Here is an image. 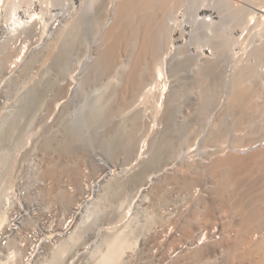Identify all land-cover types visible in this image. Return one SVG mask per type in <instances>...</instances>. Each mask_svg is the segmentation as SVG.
<instances>
[{
  "label": "rangeland",
  "instance_id": "374dc122",
  "mask_svg": "<svg viewBox=\"0 0 264 264\" xmlns=\"http://www.w3.org/2000/svg\"><path fill=\"white\" fill-rule=\"evenodd\" d=\"M15 2L17 17L28 21L30 15L35 14L44 25L36 18L37 23H28L17 32L12 30L11 40L4 47L14 48V44L28 47V53H24L16 68H9L15 58L14 49L11 50L13 55L8 54L7 64L1 63L0 57V210H3V204L7 206L12 200H18L22 193L33 199L32 192L43 190L46 179L41 175V166L48 164L58 172L54 190L59 187L61 190L75 189L70 183L74 181L75 173L81 176L84 184H89L91 215L81 227V231L85 230L84 235L75 246V249L88 251L87 255L84 252L81 255L87 261L92 254H96L98 260L101 258L105 251L103 238L109 235H123L128 243H133L132 248L124 250L120 263L131 264L128 261L136 257L134 254L143 245L144 252L147 251L146 243L191 245L199 232L206 233L207 230L213 232L216 239L227 236L233 240L237 233H244L242 218L235 205L243 195L255 198L262 189L261 180L250 183L241 173L243 175L236 177L239 180L233 179L226 199L222 197L224 204L218 199L215 205L207 192L215 184L214 176H197L199 170L209 165L214 152L223 155L233 151L246 156L264 147V57L255 53L262 43L264 22L259 15L249 20L250 15L244 11L236 15L233 2L249 12V6H253L252 12L264 14L256 11L260 7L246 0H180L176 4L166 20L171 54L165 81L169 93L170 89L176 88L178 95L169 118L162 120L166 109L163 103L153 120L149 117L141 119L142 115L132 118L135 108L139 110L137 105L132 106L134 110L132 107L122 110L120 115L110 112L112 102L117 100L111 95L114 81L112 76L101 71L97 60L98 52L104 47V30L114 22V2ZM260 6L264 9V3ZM240 14L243 15L237 18ZM60 34L61 42L58 40L57 43L55 39ZM37 54L40 57L34 56ZM34 57L38 59L31 62ZM206 62L212 64L216 77L204 74ZM237 66L254 68L256 79L252 87L256 92L252 98L259 107L252 120H245L241 125L236 122L237 110L227 111L226 108L231 92L230 78ZM207 85L211 94L206 92ZM110 127L114 128L113 132ZM216 130L221 132L217 139L213 138ZM246 134L251 136L252 142L239 139ZM62 141L63 145L60 144ZM66 147L71 151H65ZM152 157L148 174L150 178L154 177L151 191L145 192V197H135L137 188H127L123 184ZM101 167L103 175L108 174V177L98 184ZM186 172L193 178L181 187L179 179ZM173 177L176 179L172 180ZM108 181L111 184L118 182V185L104 187ZM55 192L50 196V203L44 204L45 210L47 216L57 213V218L64 220L73 212L80 197L77 195L72 210H63L56 202L58 194ZM21 203L30 205L29 200ZM261 205L264 206V202ZM11 210L13 206H7L8 213ZM192 212L196 213L195 224L200 228L181 238V220ZM260 228L259 232L249 236L256 239L264 233L263 225ZM96 236L97 243L94 242ZM94 243L96 252L89 246ZM222 246L209 257L210 262L203 258L201 263L242 264V247L231 248L223 243ZM229 251L235 254L232 259L228 256ZM188 257L182 264H193ZM79 260L76 264L86 261L79 263Z\"/></svg>",
  "mask_w": 264,
  "mask_h": 264
},
{
  "label": "bare ground",
  "instance_id": "6f19581e",
  "mask_svg": "<svg viewBox=\"0 0 264 264\" xmlns=\"http://www.w3.org/2000/svg\"><path fill=\"white\" fill-rule=\"evenodd\" d=\"M179 1L180 0H110V3L114 2V22L110 23L112 24H109L110 26L107 25L108 28L106 27L107 29L104 30L102 39L104 41V47L102 50L100 49V52H98L97 66L103 73L112 76V81H114L111 95L113 100L117 99V103L116 101L114 102V104L116 103L114 107L112 102L111 106L113 107L110 109L112 114H119L122 110L125 109L126 111V108L128 109L137 105L139 108V110L137 109L138 111H136L137 107L135 110L132 107V110H134L133 112H135V116L133 115V112L131 113V115L134 116L132 118H137L138 115L139 117L142 115L141 119L144 117H149V119L154 120L158 114V108H160L164 103L166 109L164 112V119L162 120H167L169 118L175 98L178 95H176V93L178 92L176 88H172L170 89L169 93V87H167L168 85L165 81V75L169 69L168 59L171 54V46L169 47V45H171V39L166 20L167 16L171 13ZM246 1L256 7L259 6L260 10L262 9L260 4L264 3V0ZM15 3V0H0V30L2 34L1 37L3 39L0 46V53H2L0 55L2 58L1 63L7 62V59L10 56L8 54H12L13 52L11 50L14 49V52H16L15 54L13 53L15 58L13 57L14 59L12 63H10L11 66L9 65V68L12 70L17 67V64L20 63L19 61H21L22 57H24V53L27 50L25 51V49H23L24 47H19L16 49L17 46L15 44L14 48H12L10 45L9 48H6L11 40V33H13V31L17 32V30L21 29L22 27L24 28V26H27L28 23H37L35 22L36 18L39 20L38 23H43V21L41 22V19L38 16L35 17V14H31L28 21L17 17V5ZM233 5L236 15L240 13V11H242V13L244 11L247 13V16L250 15L249 20L255 19V13L252 12V10L249 12L247 8L240 6L235 2H233ZM242 15L240 14V16H237V18H240ZM262 20L264 22V18ZM254 26L255 25L253 24V27ZM61 34L55 39L57 40V43L61 38ZM261 34L263 36L262 43L255 49V53L260 57H264V29H262ZM55 40H53V43L56 44ZM11 45H13V43ZM55 53H57V51ZM34 56L40 57L39 54ZM37 59V57H34L32 58L31 62ZM205 64L206 65L203 66V72H205L204 74H206L208 77H216V71L212 64L208 62ZM253 69L249 66H237L233 73L232 79L230 78V83L228 82L231 87V92L228 93L229 95L226 101V108L227 111L237 110L236 122L240 125L243 124L245 120H252L251 118L253 117L254 113L259 110L258 105L252 98L254 92H256L252 87V82H254V79H256V73L254 74L255 70ZM208 86L209 85L205 87L207 89L206 92L207 94H211L209 90L210 88H208ZM139 106H143L144 109L140 108ZM145 112L147 114H145ZM122 113L123 112L120 114ZM112 129L110 130L113 132L114 128ZM218 131L219 130H216L214 132L213 138L217 139L220 137L219 135L221 132ZM246 136L238 137L239 139L246 138L248 141L252 142V139H250L251 136L248 134H246ZM63 143L64 142L62 141L60 144L63 145ZM67 143L71 145L70 141ZM248 144L251 145L252 143L249 142ZM154 146L155 145H153V147ZM60 147L64 148V146L61 145ZM67 148L68 147H66V149ZM66 149L64 150L71 151L69 148L67 150ZM218 154H220V152H214L211 154L213 155V158H211L209 165L203 167L202 170H199L197 176H205L206 174H210L212 177L214 176L215 184L210 189V191H207L209 192V199L211 203L215 204L218 199H221L223 203V199H226L225 197H227V192L229 191V186L232 184L233 179H237L236 177L239 178L240 175L243 174H245L244 176L246 181L248 180L250 183L252 181L261 180L260 182L262 189L255 198L243 195V197H241L242 199L238 200L239 202H237L235 205L242 218L241 225H243L245 230L244 233H237L236 236H234L235 238L230 240L227 236L216 239L214 233L210 232L209 230H207L206 233L201 231L198 234L196 233L197 237L194 238L195 240L191 241V245L188 244L187 250H189V252H186V255L189 253L188 258L189 260L192 259L191 261L193 264H202L201 261H204L203 258H206L205 261L210 262L209 257L215 254L217 251H220L223 247V243V245H227L228 247L231 246V248H237L238 246L243 248V251L241 252L242 264H257L256 262L259 264H264V233L260 234V236H257L256 239H252L249 236L253 232H259L261 229L260 226L262 227L263 225L264 227V206H259L264 202V147H260V149L254 153L246 156H243L244 153H242V156H240L237 152L233 151L229 153L227 152L223 155ZM153 158L154 157L143 162L140 171H137L127 183L125 182V184H123V186L126 185L127 188H137L135 197H145L147 195L146 193H150L151 191L150 188L153 184L154 177L150 178L148 174L153 163ZM41 167V175L44 179H46V185L44 186V189L36 192L32 190L34 191L32 192L33 199H29L30 195L27 193H23L22 196V200H24L21 202L29 200L30 205L26 206L21 202H14L16 200L15 199L14 201L12 200V202L7 204V206H13V210H11L9 213L7 211L6 204H3V210H0V264H76L77 260L79 259V255L81 256L83 252L85 255L88 254V251H84L85 249H75V246L83 237L82 235H84L82 233H84L85 230L81 231V227L84 226L86 222H88L90 219L89 216L91 215L92 207L90 206V203L85 202L86 198L92 197L91 194L87 192V187L89 184H84V180L81 179V176L78 173H75L73 175L74 181H70V183L74 185L75 189L72 188L73 190H61L59 187L54 190L55 188H53V186L55 180L58 178L57 170L48 164L42 165ZM99 171L100 173L97 175V178L101 177V179H98V184L105 180L103 178L108 175H103L102 172L104 169L102 167L99 168ZM189 172H186L185 174L187 175L185 176L184 174V177L179 179V183H182L181 187H185L190 181L188 179L193 178L188 174ZM253 174L256 175L252 176ZM171 179L174 180L176 177ZM163 181H165V179ZM116 183L118 185V182ZM105 184L104 187L107 188L110 185L116 186L114 183H109V181L107 185ZM37 187L40 188L39 185H37ZM53 192L58 194L56 202L61 205L60 208L63 210H68L69 208L72 210L73 205L78 197L77 195H79L80 198L78 201L79 204L75 203V207L80 205V201H83L80 212L81 216L74 222L72 225L73 229L67 237H62L64 232L63 230L67 222V217L64 220L61 218L58 219L57 213H53L54 210H52L53 214L47 216V211L45 210L47 207H45L44 204L50 203V196H52ZM205 197H207V195ZM222 197L224 198L222 199ZM36 205H40V207L35 208L34 206ZM196 216V213L192 212V215L181 220V238L190 235L194 229H198L199 225L195 224ZM29 235L31 238H36L37 236L39 237L33 241L30 239ZM122 236L123 235L115 234L113 237L109 235L106 237V239L103 238L105 251L101 254L102 256L99 260H92L94 254H92L93 257L91 255V257L88 256V261L85 258L83 260H86V264H88V262L89 264H120L123 260L125 253L124 250L130 249L131 246L133 247V243H128L126 241L127 239L125 240ZM247 237H249V239ZM224 241L226 244H224ZM82 244L85 245V243ZM160 244L164 243H158L156 245ZM83 247L85 248L86 246ZM71 250L73 251L71 252ZM80 250L82 252H80ZM228 254L229 258L231 257V259L232 256L235 255L233 251H229ZM182 258H184V256H182ZM89 260H92V262L90 263ZM203 264H206V262Z\"/></svg>",
  "mask_w": 264,
  "mask_h": 264
},
{
  "label": "built area",
  "instance_id": "2783aa9c",
  "mask_svg": "<svg viewBox=\"0 0 264 264\" xmlns=\"http://www.w3.org/2000/svg\"><path fill=\"white\" fill-rule=\"evenodd\" d=\"M249 7H250L249 10H251V8H253V6H249ZM256 11H260V13H264V9H261V10L257 9ZM254 13H255V15H259L261 18H264V14H257L256 12H254ZM0 34H1V30H0ZM1 39H2V37L0 36V46H1ZM23 45H17V46L25 47V51L26 50L28 51L27 45H24V46ZM27 51H26V53H27ZM26 53H25V55H26ZM12 66H13V64H12ZM87 192H89V191L87 190ZM22 196H23V193L19 195V199L16 201H18L19 203L21 201H23L24 199L22 200ZM90 200H91V197L86 198L85 202L90 203ZM82 205H83V201H80V205H77L73 209V212L71 214H69V216H67V219H66L67 222L65 224L62 237H67L71 233V231L73 229L72 225L76 221V218H78V216L80 215V209H82ZM29 237H30V235H29ZM37 237H39V236H37ZM36 238L30 237V239L33 241ZM96 238H97V236L94 238V240H95L94 242L97 243ZM89 246H91V249H94L95 252L97 251V245L95 243L92 245H89ZM146 247H147L146 252H144L145 247L143 245L141 250H138L136 252V254H134L136 257L134 259L129 260L128 262L131 264H182V262L184 261V258L188 257V255H189V253L186 255V252H189V250H187L188 244L173 245V244H167L166 243V244H160V245H152L150 243H146ZM182 256H184V258H182ZM94 257L96 259V254L94 255ZM79 258H80V260H79V263H80V261L83 260V257L79 255ZM84 263H86V261ZM84 263H82V264H84Z\"/></svg>",
  "mask_w": 264,
  "mask_h": 264
}]
</instances>
